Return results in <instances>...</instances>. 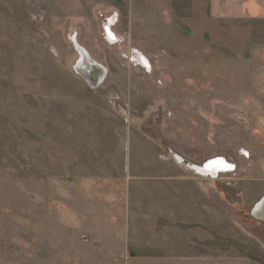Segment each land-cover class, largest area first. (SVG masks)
<instances>
[{"label": "rangeland", "instance_id": "obj_1", "mask_svg": "<svg viewBox=\"0 0 264 264\" xmlns=\"http://www.w3.org/2000/svg\"><path fill=\"white\" fill-rule=\"evenodd\" d=\"M102 3L0 0V264H264L262 63L126 57Z\"/></svg>", "mask_w": 264, "mask_h": 264}, {"label": "crops", "instance_id": "obj_2", "mask_svg": "<svg viewBox=\"0 0 264 264\" xmlns=\"http://www.w3.org/2000/svg\"><path fill=\"white\" fill-rule=\"evenodd\" d=\"M103 4L106 12L117 16L113 31L106 33L113 40L105 43L121 45L126 57L128 52L139 57L141 51H148L150 63L170 60L185 67L189 63L203 74L219 64L238 68L253 61L262 63L264 69V0H104ZM258 81L264 88V75ZM263 150L259 161L264 165ZM210 165H216L211 172L207 171ZM216 168L220 170V165L208 161L195 175L219 178ZM259 181H254L258 190L264 178Z\"/></svg>", "mask_w": 264, "mask_h": 264}, {"label": "bare ground", "instance_id": "obj_3", "mask_svg": "<svg viewBox=\"0 0 264 264\" xmlns=\"http://www.w3.org/2000/svg\"><path fill=\"white\" fill-rule=\"evenodd\" d=\"M85 51V50H84ZM86 52V51H85ZM87 59H82V68H80L79 73L82 78H84L86 81L92 83L93 81L96 83L103 81L106 70L101 65L97 64L95 61H93L88 53L86 52ZM97 71L99 72V76H97ZM221 160L216 161L215 163L219 164L220 167H222L220 163ZM209 165V164H208ZM216 165H210L209 169L207 171L211 172L215 168ZM224 166V165H223ZM218 172L220 171L218 168H216ZM216 174V173H215ZM264 198V196L262 197ZM261 199L257 202L259 203ZM256 203V204H257ZM262 203V202H261ZM255 205V209L252 211V217L256 218L257 220H260L264 223V203Z\"/></svg>", "mask_w": 264, "mask_h": 264}, {"label": "water", "instance_id": "obj_4", "mask_svg": "<svg viewBox=\"0 0 264 264\" xmlns=\"http://www.w3.org/2000/svg\"><path fill=\"white\" fill-rule=\"evenodd\" d=\"M261 202L264 203V198L259 202V204H260ZM262 203H261V204H262Z\"/></svg>", "mask_w": 264, "mask_h": 264}, {"label": "built area", "instance_id": "obj_5", "mask_svg": "<svg viewBox=\"0 0 264 264\" xmlns=\"http://www.w3.org/2000/svg\"><path fill=\"white\" fill-rule=\"evenodd\" d=\"M139 59H140V58H139ZM140 61H142V60L140 59ZM144 65H145V63H144ZM144 67H145V66H144ZM241 154H242V152H241ZM241 154H240V155H241Z\"/></svg>", "mask_w": 264, "mask_h": 264}, {"label": "flooded vegetation", "instance_id": "obj_6", "mask_svg": "<svg viewBox=\"0 0 264 264\" xmlns=\"http://www.w3.org/2000/svg\"><path fill=\"white\" fill-rule=\"evenodd\" d=\"M145 63V62H144ZM147 64H145V66H146ZM148 66V65H147Z\"/></svg>", "mask_w": 264, "mask_h": 264}]
</instances>
